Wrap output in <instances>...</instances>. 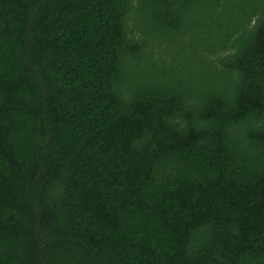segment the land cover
<instances>
[{"label":"trees","instance_id":"1","mask_svg":"<svg viewBox=\"0 0 264 264\" xmlns=\"http://www.w3.org/2000/svg\"><path fill=\"white\" fill-rule=\"evenodd\" d=\"M0 264H264V0H0Z\"/></svg>","mask_w":264,"mask_h":264}]
</instances>
